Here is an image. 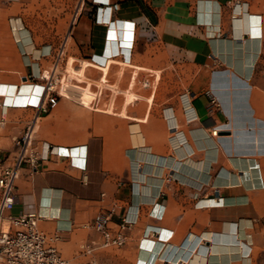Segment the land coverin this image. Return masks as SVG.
I'll use <instances>...</instances> for the list:
<instances>
[{
    "label": "crops",
    "instance_id": "0c3cea01",
    "mask_svg": "<svg viewBox=\"0 0 264 264\" xmlns=\"http://www.w3.org/2000/svg\"><path fill=\"white\" fill-rule=\"evenodd\" d=\"M34 120L11 213L71 264H264V0H0L1 157Z\"/></svg>",
    "mask_w": 264,
    "mask_h": 264
},
{
    "label": "built area",
    "instance_id": "2783aa9c",
    "mask_svg": "<svg viewBox=\"0 0 264 264\" xmlns=\"http://www.w3.org/2000/svg\"><path fill=\"white\" fill-rule=\"evenodd\" d=\"M133 42L134 30L132 46ZM58 76L57 70H54L43 86V94L47 102L44 107L45 112L49 110V105L55 103L57 97H61ZM7 110L8 105L3 104V115L7 113ZM221 130V127L215 128L213 136L219 137ZM15 146L16 151L12 156H0V264H71L57 249L56 242L59 236H49L40 230L38 215L14 216L11 213L13 208L21 202L16 190L20 171L25 167L36 170L43 159L37 144L36 120L26 126L23 135L15 140ZM111 223L109 214L99 213L95 217L91 228L103 238L102 244L96 247L109 249L126 245L129 222L124 220L116 230H113ZM96 247L84 248V251L92 254Z\"/></svg>",
    "mask_w": 264,
    "mask_h": 264
},
{
    "label": "rangeland",
    "instance_id": "374dc122",
    "mask_svg": "<svg viewBox=\"0 0 264 264\" xmlns=\"http://www.w3.org/2000/svg\"><path fill=\"white\" fill-rule=\"evenodd\" d=\"M59 75V74H58ZM58 78L60 79V83H59V85H58V89H60V87H61V85H62V82H61V76H58ZM154 78H148V81H145L146 83L147 82H149V83H152L154 80H153ZM150 93H151V97H156V95H157V92L155 91V90H151L150 91Z\"/></svg>",
    "mask_w": 264,
    "mask_h": 264
},
{
    "label": "bare ground",
    "instance_id": "6f19581e",
    "mask_svg": "<svg viewBox=\"0 0 264 264\" xmlns=\"http://www.w3.org/2000/svg\"><path fill=\"white\" fill-rule=\"evenodd\" d=\"M113 25H114V23L111 24V28H112ZM133 28H134V27H133ZM132 40H133V38H132ZM131 46H132V41H131ZM122 53H123V52H122ZM122 53H121V54H122ZM112 55H113V54H112ZM112 55H110V56H112ZM114 55H116V53H114ZM117 55H119V53H117ZM42 91H43V87H42ZM40 95H41V94H40ZM40 95H39V96H40ZM32 100H33V99L31 98V99H30L28 102H26L25 104H28V103L32 102ZM32 103H34V102H32ZM6 105H7V104H6ZM18 105H21V104H18ZM138 155H139V154H137V156H138ZM141 157H142V155H141ZM135 158H136V157H135ZM148 195H149V194H148ZM144 198H145V197H144ZM144 198H143V199H144ZM144 253H145V252H144Z\"/></svg>",
    "mask_w": 264,
    "mask_h": 264
}]
</instances>
